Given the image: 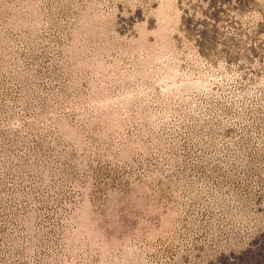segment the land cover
I'll list each match as a JSON object with an SVG mask.
<instances>
[{"label": "rangeland", "instance_id": "rangeland-1", "mask_svg": "<svg viewBox=\"0 0 264 264\" xmlns=\"http://www.w3.org/2000/svg\"><path fill=\"white\" fill-rule=\"evenodd\" d=\"M0 264H264V0H0Z\"/></svg>", "mask_w": 264, "mask_h": 264}]
</instances>
